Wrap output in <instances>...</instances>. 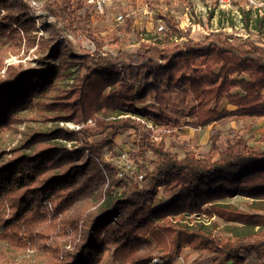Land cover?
<instances>
[{"label": "trees", "instance_id": "16d2710c", "mask_svg": "<svg viewBox=\"0 0 264 264\" xmlns=\"http://www.w3.org/2000/svg\"><path fill=\"white\" fill-rule=\"evenodd\" d=\"M172 1L141 0L152 11ZM43 5L44 17L27 0H0V139L28 121L26 111L53 123L95 124L28 125L10 154L0 151V264H19L14 256L30 250L40 253L25 264H104L107 253L115 264H174L185 248L210 254L211 264H264V151L243 134L200 158L179 157L166 142L186 127L264 118V47L234 44L225 33L194 40L163 16L162 31L136 33L134 53L113 55L97 43L94 52L76 53L64 33L92 40L101 33L92 4ZM257 23L261 29L264 16ZM106 40L121 45L114 34ZM34 48L35 66L7 62ZM125 130L138 142L124 175L99 160ZM162 190L171 197L157 205Z\"/></svg>", "mask_w": 264, "mask_h": 264}, {"label": "rangeland", "instance_id": "374dc122", "mask_svg": "<svg viewBox=\"0 0 264 264\" xmlns=\"http://www.w3.org/2000/svg\"><path fill=\"white\" fill-rule=\"evenodd\" d=\"M35 10L36 16L45 15L43 12L44 0H27ZM215 0H192V8L181 3L179 0H173L172 6L164 4L157 11H152L144 6L141 0H105L103 10L98 9L94 5L89 9V13L94 21V27L101 30V33H95L94 39L91 37L81 36L74 37L72 34L65 32L64 35L71 41L76 53L83 50L94 52L96 51L95 43L101 44L103 50L107 53L116 55L119 49H124L128 52H136L140 48V41L137 32L155 33L159 25H164L163 16H173L184 30H191L194 40H202L210 34L225 33L231 37H235L234 44L238 40L249 42L253 45L264 47V25L258 29L257 21L264 16V0H238L231 5L215 4ZM216 6L214 15L209 17L212 6ZM125 15L123 22L117 18L119 15ZM249 17L250 21L245 23V17ZM49 22L54 19L51 16L44 18ZM37 20L39 30L34 32L38 37L44 34L40 25L44 21ZM114 34L121 42L120 46H111L106 37ZM182 41V40H181ZM184 41V40H183ZM233 41V39H232ZM35 50L29 52H21L19 56H10L8 63H18L21 58L26 66H35L36 58ZM79 71L75 70V75ZM227 108L234 110L227 103L222 104V109ZM24 115L28 121L19 127L18 131L10 132L0 139V151L11 153L10 150L15 148L23 138L22 132L29 125L32 128L41 131H48L55 127H64L72 130H79L86 125H94L93 119H90L86 124L75 125L73 123L64 122H48L44 120L42 114L38 111H26ZM178 136L173 139H167L169 146L173 145V151L178 153L179 157H184L187 152H192L197 158L206 155L213 146V143L218 145L220 150H225L229 143H234L237 135L243 134L249 140L255 149L264 151V118L252 119L249 117H232L224 122L212 124L204 129L183 128ZM103 136L92 138L91 142L103 140ZM161 138H157L159 142ZM68 148H71L74 143L61 141ZM137 134L134 130L122 131L116 138L113 145L103 150L100 156V162L111 163L121 169V173H125L132 166V155L137 151ZM125 167V168H124ZM171 194H165L163 190L156 201L159 205L168 201ZM245 201L242 198H234L230 202L246 209ZM222 229L226 224L219 218H215ZM221 234V230L217 231ZM40 253V252H39ZM35 251H27L14 256L19 264H25L27 260L34 261V256L39 254ZM162 256V255H161ZM25 261V262H24ZM38 262V261H36ZM158 262V260H156ZM211 256L205 252H196L189 248L182 251L180 257L174 259V264H211ZM42 264V263H40ZM104 264H115L111 254L107 253Z\"/></svg>", "mask_w": 264, "mask_h": 264}, {"label": "built area", "instance_id": "2783aa9c", "mask_svg": "<svg viewBox=\"0 0 264 264\" xmlns=\"http://www.w3.org/2000/svg\"><path fill=\"white\" fill-rule=\"evenodd\" d=\"M87 1L89 4L94 5L95 7H97L100 10H103V7L105 5V0H85ZM217 1L219 4L221 5H231L234 2L238 1V0H215ZM250 2H253L252 0H250ZM119 21L123 22L125 20V17L123 14L119 15L117 18ZM164 29L163 25H159L158 27V31H162Z\"/></svg>", "mask_w": 264, "mask_h": 264}]
</instances>
